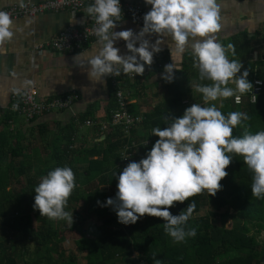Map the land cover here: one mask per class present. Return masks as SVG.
<instances>
[{
	"label": "trees",
	"instance_id": "obj_1",
	"mask_svg": "<svg viewBox=\"0 0 264 264\" xmlns=\"http://www.w3.org/2000/svg\"><path fill=\"white\" fill-rule=\"evenodd\" d=\"M234 52V57L248 59L251 48L245 41L241 47L236 46ZM254 64L246 61L243 65L249 81L254 74ZM192 66L193 57H186L177 77L167 83L173 97L142 115L139 126L144 129L145 138H150L152 128L165 127L171 122L165 116L182 115H169L166 111L180 108L188 74H193L200 84L198 69ZM196 99L204 104L202 98ZM209 104H214L224 115L232 111L247 114V121L233 128L234 136L243 135L245 127L251 133L264 130V81L262 93L253 103L243 99L235 104L229 97L223 99L222 107L220 99ZM115 107L113 94L105 108L106 122L95 118L92 105L83 113L73 115L63 127L56 128L52 137L47 128L38 129L33 141L25 140L21 132L8 128L0 131V264H264V198L251 196L252 173L241 156L232 157L225 169L227 175L219 181L221 188L214 195H208L205 190L169 206L170 213L176 215L186 211L189 204L194 205L186 228H195L196 235L182 242H174L165 233L160 217L145 214L135 223L125 225L118 222L110 206H101L105 198L115 197L117 181L113 173L118 175L126 165H120L119 151L134 141L136 129L125 136L118 126L110 125ZM86 122H91L88 128L98 142L77 146L76 132ZM135 147L130 148L129 161L140 159L134 154ZM58 166H68L74 173L75 187L64 208L73 215L71 225L63 220L55 224L54 220L39 216V210L33 208L34 187L42 176ZM82 199H86L88 205H95V214L102 218L100 225L85 226V219L76 209ZM203 208L205 214L197 215ZM222 208L225 209L221 214L223 220L217 225L214 218ZM230 208L235 210L234 225L226 228L223 221ZM69 236L75 253L81 255L84 262L78 263L73 253L64 257V251H58V246Z\"/></svg>",
	"mask_w": 264,
	"mask_h": 264
},
{
	"label": "clouds",
	"instance_id": "obj_2",
	"mask_svg": "<svg viewBox=\"0 0 264 264\" xmlns=\"http://www.w3.org/2000/svg\"><path fill=\"white\" fill-rule=\"evenodd\" d=\"M144 3L151 7L143 14L142 27L135 34L131 29L114 31L121 20L120 0H92L85 8L95 20L93 31L98 45L87 58L88 77L103 83L108 75H142L145 65H151L153 53L161 50V39L167 38L172 62L163 66L161 78L171 82L173 69H179L175 58L190 50L199 78L211 83L195 86L203 105L192 103L178 117L165 116L166 120L171 119L167 126L151 129L158 137L151 148L138 161L130 160L118 175L113 173L117 181L115 197L97 203L112 206L118 222L125 225L135 223L145 214L160 217L165 233L174 242H182L196 235L195 228H186L194 205L189 204L186 211L176 215L170 213L169 206L205 190L214 195L221 188L219 181L227 175L225 169L233 156H241L252 173L251 196L264 198V130L251 133L245 127L243 135L234 136L233 128L243 125L247 114L232 111L224 115L209 104L220 99L222 107L223 99L229 97L239 103L240 96L253 89L247 69L241 71V62L228 59L225 47L215 39V33L221 29L217 0H144ZM13 29V19L0 10V52L13 37ZM145 34H156V41L150 44ZM117 39L125 41L127 53L118 54L119 48L114 47ZM230 83L235 87H228ZM74 187L70 167L49 170L34 187L33 208L39 210V216L62 219L71 225L73 215L64 208Z\"/></svg>",
	"mask_w": 264,
	"mask_h": 264
},
{
	"label": "crops",
	"instance_id": "obj_3",
	"mask_svg": "<svg viewBox=\"0 0 264 264\" xmlns=\"http://www.w3.org/2000/svg\"><path fill=\"white\" fill-rule=\"evenodd\" d=\"M24 1L39 2L42 0H0V8ZM121 1L137 6L151 7L145 5L144 0ZM217 2L221 17V29L215 33L216 41L225 47L228 59L241 62V71L244 70L243 65L246 61L256 63L254 64V74L260 75L258 77L264 81V0H217ZM79 16L80 13L73 14L69 10H60L46 12L39 16L12 18L14 35L9 42L3 45L4 51L0 52V131L9 129V122H12L13 127L9 130L21 132L25 140L33 141L40 128H47L52 137L57 132L56 128L63 127L73 115L83 113L92 105L95 106V118L98 121L106 122L105 108L114 91L107 76L104 77L103 83L93 81L88 77L86 70L87 58L94 53L98 46L97 39L87 44L84 50L70 54L34 48L35 45L46 42L59 30L73 24ZM141 27L142 24H136L129 18H121L114 31L131 29L135 34ZM144 38L151 44L156 41L157 35L145 34ZM165 40L167 38L161 39L159 45L161 50L153 53L152 60L156 65L150 68L147 75L143 78L125 79L121 82L122 90L128 100V108L133 114L150 113L155 106L163 104L168 98L173 97V93L167 89L168 82L161 78V73L164 71L163 66L172 62L169 45ZM245 41L251 48L248 59L234 57L235 47H241ZM138 43L137 41V45ZM228 45L232 46L231 49L228 48ZM114 47L119 48L118 54L127 53L123 39L114 41ZM186 57H192L190 50L175 58V65L179 69H173L172 80L181 71ZM254 74L250 77V82L253 77H256ZM195 78L193 74H188L185 94L180 97L182 98L180 108L173 107L167 110L166 114L176 115L183 113V110L192 103L201 104L196 99L202 98V96L195 90L197 85ZM199 82L200 84L211 83L206 79L199 80ZM227 86L235 87L234 83ZM30 87L34 89L38 99L63 95L72 91L77 94V99L71 109L41 114L31 121L25 122L21 117L12 114L8 105L12 94ZM133 135L134 141L137 143L135 156L139 158L145 155V150L150 149L152 143L158 138L154 134L150 135V138H145L142 126L136 127ZM75 139L77 146L98 142L87 124L78 127ZM39 142L37 141V143ZM139 148L142 149L144 155H138Z\"/></svg>",
	"mask_w": 264,
	"mask_h": 264
},
{
	"label": "built area",
	"instance_id": "obj_4",
	"mask_svg": "<svg viewBox=\"0 0 264 264\" xmlns=\"http://www.w3.org/2000/svg\"><path fill=\"white\" fill-rule=\"evenodd\" d=\"M91 2L92 0L24 1L2 7L0 10L7 12L10 18L39 16L46 12H57L60 10H69L73 14L80 13V16L73 22V24L59 30L46 42L34 46L35 49H45L55 53L70 54L84 50L87 44L97 39L93 31L96 26L95 20L85 12V8ZM120 3L122 9L121 18H129L136 24H143V14L147 12L150 7L137 6L129 2H122L121 0ZM155 65L154 60H152L151 65H145L144 73L142 75L135 76L134 74H121L119 76H107L116 100V107L111 113L110 125L118 126L124 132L125 136H129L130 131L139 126L143 117L141 114H133L128 110V100L122 90L121 82L125 79L132 80L143 78L148 74L150 68ZM251 83L253 84L252 91L241 95L239 103H236L234 97H232L235 104H240L243 99H246L251 103L256 101L258 95L262 92L263 81L258 77H253ZM76 99L77 94L74 91L63 95L38 99L35 96L34 89L30 87L19 93L12 94L8 109L12 114L21 117L25 122H29L41 114L63 109H71L72 104ZM86 124H91V122H86ZM9 126V129H12V122H9ZM102 127H104L103 124ZM135 145H137L135 141H130L129 145H125L120 149L121 166L128 163L129 158L132 156L130 148L131 146L135 147ZM136 148L137 147L134 149V154Z\"/></svg>",
	"mask_w": 264,
	"mask_h": 264
},
{
	"label": "rangeland",
	"instance_id": "obj_5",
	"mask_svg": "<svg viewBox=\"0 0 264 264\" xmlns=\"http://www.w3.org/2000/svg\"><path fill=\"white\" fill-rule=\"evenodd\" d=\"M137 153L140 156L144 155L142 149L138 150ZM94 207H95V205H92V204L88 205L86 199L80 200L78 202V204H77L76 209L81 213V216H83V219H85V222H84L85 226H89V225L98 226V225L101 224L102 218L101 217H97V215L95 214V212L93 210ZM110 207L112 208V206H110ZM205 212H206V209L203 208L197 213V215L205 214ZM224 212H225L224 208H222L221 210H219L217 212V216L214 218V223L215 224L218 225V224L221 223V221L223 220V218L221 217V214H223ZM227 212L228 213L225 216L223 223H224V226L226 228H230V227H232L234 225L233 215L235 213V210L230 208V209H228ZM112 213L116 216V213H115L114 210L112 211ZM194 215H196V214H194ZM61 220L62 219L54 220V222H55V224H57L58 221H61ZM63 221L65 222L66 225L69 224L65 220H63ZM71 236H69L70 238H68L67 240H64V242H62V244L60 246H58V248H60V250H58V251H61V250L64 251L63 252L64 257H67L69 253L70 254L73 253V254L76 255L78 263H82V262H84V259L82 258L81 255H78V254L75 253V250H74V247H73V244H72ZM260 238H261V235L257 236L258 240H260ZM31 248H34V244L31 245Z\"/></svg>",
	"mask_w": 264,
	"mask_h": 264
}]
</instances>
